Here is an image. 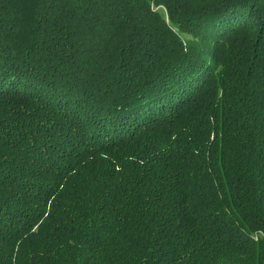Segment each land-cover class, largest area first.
<instances>
[{
  "label": "trees",
  "instance_id": "16d2710c",
  "mask_svg": "<svg viewBox=\"0 0 264 264\" xmlns=\"http://www.w3.org/2000/svg\"><path fill=\"white\" fill-rule=\"evenodd\" d=\"M0 264H264V0H0Z\"/></svg>",
  "mask_w": 264,
  "mask_h": 264
},
{
  "label": "rangeland",
  "instance_id": "374dc122",
  "mask_svg": "<svg viewBox=\"0 0 264 264\" xmlns=\"http://www.w3.org/2000/svg\"><path fill=\"white\" fill-rule=\"evenodd\" d=\"M163 12V9H160Z\"/></svg>",
  "mask_w": 264,
  "mask_h": 264
}]
</instances>
